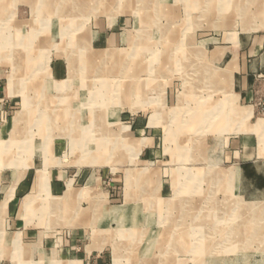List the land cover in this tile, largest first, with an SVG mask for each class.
Returning a JSON list of instances; mask_svg holds the SVG:
<instances>
[{"label":"rangeland","instance_id":"374dc122","mask_svg":"<svg viewBox=\"0 0 264 264\" xmlns=\"http://www.w3.org/2000/svg\"><path fill=\"white\" fill-rule=\"evenodd\" d=\"M80 1L59 0L56 7H51L53 0L48 6L44 2V9L37 15L30 1L20 0L14 5L12 0H0V143L16 142L18 160L16 166L0 165V186L12 171L25 173L35 168L30 197L33 203L23 218L28 224H49L45 235L51 242L47 246L23 239L21 252H16L13 237L7 235L3 239L6 242H0V264H69L72 260L65 262L60 254L63 248L73 253L67 234L71 230L63 229L72 224H87L74 246L76 255L95 250V254L108 256L109 264H255V255L264 253V224L245 219L226 224L237 211L232 205L220 218L210 221L212 224H193L192 206L197 209L200 203L206 202L205 206L208 202L209 208L213 198L221 203L229 196L233 200L236 182L216 181L223 188L214 191L213 181L206 179L195 191L188 188L191 182L185 179L186 171L198 174L211 167L223 172L229 169L221 159L224 149L216 151L215 129L223 116L210 119L208 112L231 115L232 101L224 93L227 85L222 81L213 84L208 71L213 76L225 67L226 62L216 57V51L239 44L238 34L249 32L250 20H235L230 4L226 10L230 19H212L218 16L214 3L209 13L204 12L211 17L206 20L200 19L201 5L156 0L166 1L170 9L159 21L161 30L177 24L187 34L183 42L172 45L174 60L186 55L190 42L196 55L205 57V66L211 65L204 69V81L190 88L181 64L166 69L150 67L159 62L165 46L160 43L157 27H137L135 10L144 14L147 8L155 16L154 4H144L143 0H83L90 4L81 5ZM44 11L50 18H45ZM54 11L64 18L58 21ZM175 13L177 20L171 18ZM263 18L255 28L259 26L264 43ZM110 28L118 29L124 43L104 44L100 32H109ZM95 32L99 33L92 37ZM111 48L115 49L111 54L104 52L97 58L92 51ZM10 82L15 83L13 92ZM157 109L168 111L151 125ZM174 110L181 112L178 122L173 118ZM205 118L207 122L201 124ZM178 127L184 130L175 131L173 136L167 133L169 128ZM245 132L243 138L247 137ZM25 142L32 143V151L20 150ZM45 169L50 180L39 184V171ZM143 172L145 177L138 180ZM59 175L65 189L75 194L66 199L71 209L66 216L53 208L59 198L49 193ZM105 181L111 182V187L106 188ZM192 190L196 192L193 199ZM242 191L250 196L248 182L243 183ZM241 199L249 202L248 198ZM99 200L104 203L99 204ZM186 207L190 212L185 215L182 210ZM112 210H118L116 219ZM134 216L139 218L134 221ZM3 221L4 216L0 224ZM177 224L180 227L174 235L178 238H172L173 234L170 238L169 231ZM76 260L88 264L83 258Z\"/></svg>","mask_w":264,"mask_h":264},{"label":"crops","instance_id":"0c3cea01","mask_svg":"<svg viewBox=\"0 0 264 264\" xmlns=\"http://www.w3.org/2000/svg\"><path fill=\"white\" fill-rule=\"evenodd\" d=\"M12 1L14 2V5H16L20 0ZM26 1H30L33 7V12L39 15V13H41L40 9L43 10L44 2L46 3L47 1L52 0ZM137 1L139 2V0ZM143 1L144 4L155 5V8L153 9V13L155 16H152L150 14L152 12L148 11L147 8L145 9L144 14L140 13L141 10L136 9L135 13L137 14L136 16L138 19V25L141 24V27H145L144 29L148 28V25L149 27L150 25L155 28L157 27V29L159 30L156 31H159V33L161 32L160 40L161 38L162 40L160 41V43L165 46V49H163L161 52L159 62L156 63V65L150 67L154 69H166L173 68V65L178 63L181 64L183 72L187 77L186 79L188 87L190 85V88H192V84L202 83L207 72V70L204 71V69L207 67L208 69H210L211 65L205 66V57L199 54L196 55V50H194V46L191 45L190 42L186 41V55H183L175 60L173 58L172 45H178L179 43L183 42L185 37L187 36V34H184L182 32V25H168L164 27L163 30H161V27L159 26V21L166 18V15L170 13V9L166 6L167 2H156V0ZM57 2V0L54 1V6L57 5ZM88 2L92 3V0ZM88 2L81 0L78 3L81 5H87L89 4ZM169 3L201 5L202 14L200 19L206 20L211 19V17L206 16L205 13H209V8H212L211 6L214 3H216L214 9L217 10L218 16L212 19H230L229 16H226V10L228 8V5L230 4L233 5L235 11V20H250L249 25H247V27L249 28V32H239L238 34L240 36L239 44L218 48V50L216 51V57L218 59H224V61L226 62L225 67L223 69H220V71H218L219 73L214 72L213 76H211L210 70L208 71L210 74L209 79L212 80L213 84L218 85L219 82L222 81V83H225L227 85L226 87H224V93L228 94V96H230V100L232 101V104L230 105L232 110L231 115H227L225 114V112L223 114H220V111L215 116L212 114L214 112H208V116H210V119L212 117H216L213 119L217 120L221 116H223L221 120H217L216 129L214 128L218 137L216 151H221L222 148L224 149L221 152V159H223L222 161L224 163L229 165V169L228 171L223 172L217 167H211L207 169L206 172L198 174L192 171H186L185 173L187 174V176L185 177V179H188L189 182H191L188 188H193L195 191L206 179L213 181L214 191H219V189L222 190L223 188L222 184L219 185L216 181L221 183V181L231 179L232 181L236 182L235 184H237L236 187H233V190L232 187H230V190L235 191L236 193V195L234 194L233 200L232 197L229 196L230 199H227L228 201H225L224 203L218 202L213 198L215 192H212L211 195L213 200H211L209 208H207V206L209 205L208 202L207 205H205L206 207L204 206L206 202L200 203V208H197L199 209L198 211L197 209H195V206H192L193 224H212L211 222L216 220L217 218H220L222 214L225 213L224 209L231 207V205L237 207V211H233L234 213L226 219V224H237V220L239 219H245L247 221L253 220L254 224H264V140H261V138L264 136V43L263 40L260 39L261 31L258 30L259 26L258 28H255L257 27L258 19L263 18L262 15L264 14V0H174V2L173 0H170ZM38 6H41V8H38ZM171 12H173L172 9ZM248 12L249 16H247ZM2 13V7H0V15H2ZM42 13L44 14L45 18H50V14L45 13V11ZM52 14L58 21L64 18L59 15V12L57 14ZM1 18L2 16H0V19ZM171 18L177 20L179 17L175 13V17L174 14H171ZM122 20L123 18H120L119 22H121ZM253 22L256 23L253 24ZM121 25L123 26L124 24L121 23ZM137 27L140 28V25ZM254 28L257 30H253ZM99 32L92 33V37H96L97 33ZM100 34H103V42L107 46H118L119 44H121V42L124 43L123 38L121 39V35L119 37L118 29L114 30L110 28L109 32L108 30H104V33L100 32ZM113 50L115 49L111 48L106 49V51L103 50L102 52H100L98 50L92 49L96 58L104 52L111 54V51ZM14 84V82H10V88L12 92L14 91ZM160 87L161 86H159L158 88ZM161 92L162 98L164 99L166 96L165 88ZM181 99L182 96H180V100ZM160 110L157 109L156 113L152 115L151 125L156 122L157 117L160 114L163 115L162 113L168 111L165 109V111ZM175 111L176 110L172 111V115L173 118H175V120H177L178 122V119L181 116V114L179 113L181 112L176 113ZM204 113L206 112H203V114ZM205 115H207V113ZM254 118H256V121L252 122ZM206 122V118L205 120H201V124H205ZM201 124L199 122V125ZM183 130L184 129L182 127H178L176 128V130H172L169 128L167 133L173 136L174 134H176L175 131L181 132ZM243 131H248L244 133L245 135H247V137L245 138L242 137ZM226 133L231 134H229V137L226 138ZM15 143L16 142H14L13 140L0 143V165H18V160L15 159L16 152L14 150L17 148V145ZM227 145L229 146L228 151L226 150ZM19 148L24 153L27 151H32L33 145L32 143L25 142ZM247 154H249L248 158L246 157ZM182 159L185 158L182 157ZM44 163L45 165H48L49 159L45 157ZM28 164L33 165L34 163L29 162ZM47 165L46 167L49 166ZM33 169L35 168L31 167L28 168L25 173L21 172L17 174L12 171L9 177L3 178L2 184L0 186V217L4 216V221L0 224V242H6L3 239L7 238V235L12 236L13 239L11 240V243L14 244L16 248H18V250L16 249V252H21L20 245L21 243H23V239H26L27 242H30L32 244L45 243L48 246L51 243L50 239L46 238L47 236L45 235L47 233L46 230L48 229L49 224H28L27 221L23 218V216H25L23 215V213L25 214L24 211L29 210L33 203V199L30 198L34 189L35 178L34 175H32ZM45 172L46 169L39 171V184H45V182L50 180L49 176L45 175L47 174ZM145 175L146 174L144 172L138 174V180L144 178ZM60 177L61 176L59 175L58 178L54 180L52 187H49V193L52 196L59 198V202L57 201L53 208L61 213V215L66 216V214L71 211V209L68 207L67 198L75 197V194L73 193V190H70L69 188L65 189V184H63V181L60 179ZM130 181L131 179L130 177H128L127 183L129 187ZM245 182H248L250 185L249 197H247L246 193L242 191V185ZM105 183L106 188H109L112 185L111 182L108 183L107 181H105ZM195 191L193 192L192 190L191 192L192 199L196 194ZM80 196H83V194ZM128 196L130 195L128 194ZM241 198H245V200L248 198L247 200H249V202L247 203ZM99 202V204H102V202L104 203V200L102 202L99 200ZM128 203H126L125 207H127ZM186 203L189 204L187 201ZM121 209L122 208H119L118 210L121 211L124 216L125 212ZM118 210H112V217L115 218V212ZM182 211V213H185L186 215L188 214L187 212H190V209L189 207H186ZM138 218L139 216L137 218H135L134 216L133 220L135 221ZM208 220L209 222H207ZM86 225L87 224H72V226L70 225L67 228H63L64 230H71L68 231L67 234L70 242L72 243L73 248H71V250L73 251V253H70L69 248L67 250L63 248L60 254V258L65 262L68 260H72L69 261V264H80V262L76 260L77 258L85 259L88 264H109V257L102 256V252L95 254V250L86 249L84 255H76L78 250L74 246L80 240L82 234L81 231L82 229H84V227H86ZM128 225H131L133 227L137 226V224ZM90 226L93 227V224H90ZM104 226L106 227L107 224H101V227ZM178 227H180V224H177L172 231L170 229L168 234L169 237L173 234L172 238L173 236L174 239L178 238V236L174 235L176 234L175 231L178 229ZM64 233L65 231L63 232V234ZM65 234L64 238L66 237ZM145 234L146 232L144 230L143 235L145 236ZM171 240L172 239H170V241ZM255 240H258L257 236L255 237ZM184 243H187V241L184 240ZM89 249H91V247H89ZM255 256L257 257V259L255 260V264H264V253L256 254Z\"/></svg>","mask_w":264,"mask_h":264},{"label":"bare ground","instance_id":"6f19581e","mask_svg":"<svg viewBox=\"0 0 264 264\" xmlns=\"http://www.w3.org/2000/svg\"><path fill=\"white\" fill-rule=\"evenodd\" d=\"M55 1V0H54ZM58 2H59V0H58ZM49 3H51V4H53V2L52 1H47L46 3H45V5H47L48 6V4ZM90 4V3H89ZM54 5H52L51 7H53ZM58 6H59V4H58ZM56 7V6H55ZM61 7V6H60ZM86 7V6H85ZM76 8V7H75ZM44 9V8H43ZM52 10L53 9H51V12H52ZM72 10V9H71ZM77 10V9H76ZM87 11V10H86ZM49 12H50V9H49ZM73 12V11H72ZM55 13L57 14L58 13V11L56 12L55 11ZM66 13V12H65ZM82 14V13H81ZM75 16H76V14H75ZM82 16V15H81ZM79 17V16H78ZM116 53V52H115ZM108 54V53H107ZM111 56V55H110ZM114 57V56H113ZM112 57V58H113ZM103 58H105V55H104V57ZM71 63H72V61H71ZM80 66V65H79ZM73 67V66H72ZM71 73H72V71H71ZM75 73V72H74ZM74 76V75H73ZM130 88V87H129ZM20 118V117H19ZM4 208V207H3Z\"/></svg>","mask_w":264,"mask_h":264}]
</instances>
